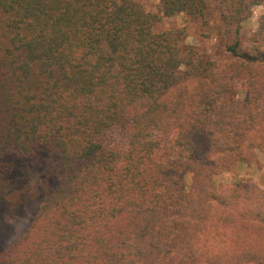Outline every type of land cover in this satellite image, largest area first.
Returning a JSON list of instances; mask_svg holds the SVG:
<instances>
[{"label":"trees","instance_id":"trees-1","mask_svg":"<svg viewBox=\"0 0 264 264\" xmlns=\"http://www.w3.org/2000/svg\"><path fill=\"white\" fill-rule=\"evenodd\" d=\"M160 4L164 16L216 12L230 58L200 55L181 27L155 31L160 17L139 0H0V157L42 146L56 159L54 186L46 180L0 264H264V253L209 256L192 244L209 219L231 222L221 209L264 223V187L212 186L250 147L264 149V15L240 48L264 0ZM188 79L209 84L188 93ZM116 124L130 133L125 148L100 139ZM162 143L180 154L155 160ZM7 174L0 167V202Z\"/></svg>","mask_w":264,"mask_h":264},{"label":"rangeland","instance_id":"rangeland-1","mask_svg":"<svg viewBox=\"0 0 264 264\" xmlns=\"http://www.w3.org/2000/svg\"><path fill=\"white\" fill-rule=\"evenodd\" d=\"M160 19L155 24L154 30L161 31L165 28L181 27L184 42L195 46L200 55L208 56L214 60H228L230 54L224 46L230 40L218 31V14L211 10L203 17L188 18L184 13L164 16L161 12L160 0H139ZM264 15V4L253 8L252 14L243 21L240 30L241 49L251 43V38L257 29L258 19ZM209 84L208 80L188 79L185 87L188 93L203 89ZM236 98H243L240 86L235 82ZM227 96V95H226ZM129 132L120 125H113L106 129L100 139L110 148H125L128 143ZM156 132L152 133V138ZM234 143L244 144V140L234 138ZM181 148L162 143L154 150L155 160L166 161L168 158L180 154ZM56 159L44 147L40 146L32 154H25L12 150L0 157V167L7 169V179L4 187L10 192L5 195V200L0 202V252L19 239L32 225L46 192V180L54 186L55 182L50 176V167L55 165ZM257 177L256 180L254 177ZM191 172L185 175L186 190L191 188ZM212 186L217 189L226 183L240 181L259 183L264 186V149L250 147L245 161H238L235 168L223 170L212 177ZM6 190V191H7Z\"/></svg>","mask_w":264,"mask_h":264},{"label":"clouds","instance_id":"clouds-1","mask_svg":"<svg viewBox=\"0 0 264 264\" xmlns=\"http://www.w3.org/2000/svg\"><path fill=\"white\" fill-rule=\"evenodd\" d=\"M220 211L230 213L231 222L224 225L209 219L193 237L192 244L195 248L207 251L209 256H218L225 252H236L237 255L243 252L264 253V223L245 214L239 207Z\"/></svg>","mask_w":264,"mask_h":264},{"label":"crops","instance_id":"crops-1","mask_svg":"<svg viewBox=\"0 0 264 264\" xmlns=\"http://www.w3.org/2000/svg\"><path fill=\"white\" fill-rule=\"evenodd\" d=\"M257 177H259V174H258L256 177H254V178L256 179ZM256 180H258V179H256ZM256 184H257L260 188H263V187H264L263 185H261V184H259V183H257V182H256Z\"/></svg>","mask_w":264,"mask_h":264}]
</instances>
